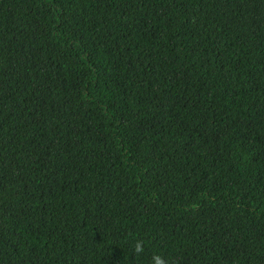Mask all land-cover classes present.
<instances>
[{
    "label": "trees",
    "instance_id": "16d2710c",
    "mask_svg": "<svg viewBox=\"0 0 264 264\" xmlns=\"http://www.w3.org/2000/svg\"><path fill=\"white\" fill-rule=\"evenodd\" d=\"M153 255L264 264V0H0V264Z\"/></svg>",
    "mask_w": 264,
    "mask_h": 264
},
{
    "label": "clouds",
    "instance_id": "9594fccd",
    "mask_svg": "<svg viewBox=\"0 0 264 264\" xmlns=\"http://www.w3.org/2000/svg\"><path fill=\"white\" fill-rule=\"evenodd\" d=\"M144 251L143 241L138 240L134 247V252L139 255ZM152 264H169V262L161 255H153Z\"/></svg>",
    "mask_w": 264,
    "mask_h": 264
}]
</instances>
